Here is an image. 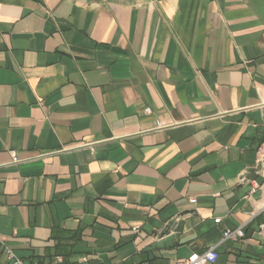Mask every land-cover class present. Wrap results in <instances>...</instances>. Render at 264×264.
<instances>
[{"label": "crops", "instance_id": "crops-1", "mask_svg": "<svg viewBox=\"0 0 264 264\" xmlns=\"http://www.w3.org/2000/svg\"><path fill=\"white\" fill-rule=\"evenodd\" d=\"M260 147L264 0H0V264H264Z\"/></svg>", "mask_w": 264, "mask_h": 264}, {"label": "built area", "instance_id": "built-area-1", "mask_svg": "<svg viewBox=\"0 0 264 264\" xmlns=\"http://www.w3.org/2000/svg\"><path fill=\"white\" fill-rule=\"evenodd\" d=\"M146 112H150V109H146ZM163 125V124H161ZM13 162H18L19 159L15 153L12 155ZM257 166H258V176L262 178V181H259L256 177L251 179V193H256L258 190H264V147H260L258 151L257 157ZM192 203L196 202V198L191 199ZM258 211H264V201L258 207ZM220 218L216 219V222H220ZM261 228H264V224L261 225ZM246 235L245 229L243 226H237L235 228H228L223 233L224 240H233L239 241L240 239L244 238ZM1 240H4V237H1ZM4 253L7 259L6 264H25V262L16 254V252L8 247L5 246ZM219 257L218 251L215 247L209 248L207 251L203 253L193 252L189 255L188 258L180 260L178 264H213L217 261ZM61 260L59 259L58 262ZM34 264H41L39 262H35Z\"/></svg>", "mask_w": 264, "mask_h": 264}]
</instances>
